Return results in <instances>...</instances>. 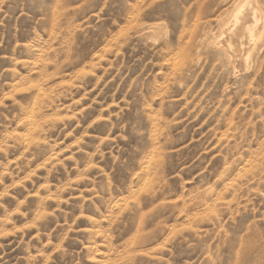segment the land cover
Wrapping results in <instances>:
<instances>
[{"label": "rangeland", "instance_id": "374dc122", "mask_svg": "<svg viewBox=\"0 0 264 264\" xmlns=\"http://www.w3.org/2000/svg\"><path fill=\"white\" fill-rule=\"evenodd\" d=\"M0 264H264V0H0Z\"/></svg>", "mask_w": 264, "mask_h": 264}, {"label": "bare ground", "instance_id": "6f19581e", "mask_svg": "<svg viewBox=\"0 0 264 264\" xmlns=\"http://www.w3.org/2000/svg\"><path fill=\"white\" fill-rule=\"evenodd\" d=\"M242 5H243V4H242ZM244 6H245V5H244ZM239 8H241V7H239ZM239 8H238V10H239ZM242 8H243V7H242ZM242 8H241V9H242ZM248 8H249V7H248ZM253 9H254V8H253ZM236 11H237V10H236ZM252 11H253V10H252ZM237 12H238V11H237ZM235 14H236V13H235ZM238 15H239V14H238ZM238 20H240V19L236 18V21L233 22V23H234V25H233V29H234L235 27L237 28V25H238V22H237V21H238ZM248 28H249V27H248ZM233 29H232V30H233ZM246 29H247V28H246ZM248 30H249V29H248ZM229 33H231V32L229 31ZM261 34H262V32H261ZM252 35H253V32H250V33L248 32V36H249V37H252ZM254 38H255V37H254ZM258 38H259V37H258ZM233 39H234V38H233ZM260 39H261V36H260ZM255 40H256V39H255ZM257 41H258V40H257ZM260 42H261V41H260ZM227 43H228V42H227ZM254 44H255V43H254ZM252 45H253V44H252ZM255 45H256V44H255ZM227 46H229V45H227ZM255 47H256V46H255ZM255 47H254V48H255ZM221 48H222V47H221ZM223 49H224V48H223ZM251 49H252V48H251ZM219 51L222 52L221 49H219ZM252 51H253V50H252ZM223 55H224V54H223ZM226 56H228V55H226ZM229 62H230V61H229ZM227 63H228V62H227ZM228 185H229V184H228Z\"/></svg>", "mask_w": 264, "mask_h": 264}]
</instances>
